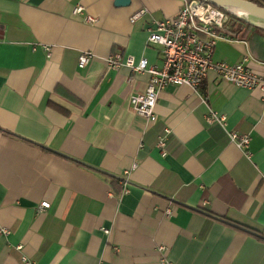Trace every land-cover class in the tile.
Masks as SVG:
<instances>
[{
    "label": "crops",
    "instance_id": "crops-1",
    "mask_svg": "<svg viewBox=\"0 0 264 264\" xmlns=\"http://www.w3.org/2000/svg\"><path fill=\"white\" fill-rule=\"evenodd\" d=\"M115 1L0 0V264H264V240L207 214L264 235L262 91L209 72L197 92L162 91L155 122L139 116L130 100L150 74L108 60L123 52L161 67L147 31L185 0ZM234 26L239 42L220 41L214 61L250 55L264 75V22ZM86 52L94 59L80 69Z\"/></svg>",
    "mask_w": 264,
    "mask_h": 264
},
{
    "label": "built area",
    "instance_id": "built-area-1",
    "mask_svg": "<svg viewBox=\"0 0 264 264\" xmlns=\"http://www.w3.org/2000/svg\"><path fill=\"white\" fill-rule=\"evenodd\" d=\"M84 8L77 6L72 12L74 17H82ZM142 13L131 18L134 23ZM87 24L94 25L98 19L88 16L82 18ZM236 21L230 12L221 6H214L203 1L185 0V6L178 16L173 19H163L155 23L147 31L148 42L160 48L163 64L161 67L149 65L146 59L137 60L134 55L123 52L114 53L108 60L112 69L122 66L132 69L134 72H147L151 79L146 93L131 97L130 103L136 114L151 122L157 120L156 107L159 95L170 86H187L197 92L207 79L209 72H214L220 80L232 83L237 87L247 90L259 88L263 93L264 103V75L255 73L249 66L253 58L248 55L241 63L230 64L228 62H215L214 55L217 44L220 41L237 43L233 26ZM49 52V48L45 47ZM50 53V52H49ZM94 59L91 52L83 53L79 58L78 66L85 69ZM207 122L226 124L225 117L210 114ZM170 131L158 140V147L163 156H167L166 144ZM230 139L242 149L250 146L249 137H240L231 133ZM246 154L250 156L249 153ZM51 204L42 203L39 211L50 209ZM173 210H168L166 216ZM108 234V230L103 229ZM24 264H34L25 257Z\"/></svg>",
    "mask_w": 264,
    "mask_h": 264
},
{
    "label": "water",
    "instance_id": "water-1",
    "mask_svg": "<svg viewBox=\"0 0 264 264\" xmlns=\"http://www.w3.org/2000/svg\"><path fill=\"white\" fill-rule=\"evenodd\" d=\"M198 1H203L214 6H220V4L224 2L236 4L262 15L263 18L260 19V22H264V9L247 0H198ZM131 2H132L131 0H116L115 5L117 7H128L130 6Z\"/></svg>",
    "mask_w": 264,
    "mask_h": 264
},
{
    "label": "trees",
    "instance_id": "trees-1",
    "mask_svg": "<svg viewBox=\"0 0 264 264\" xmlns=\"http://www.w3.org/2000/svg\"><path fill=\"white\" fill-rule=\"evenodd\" d=\"M248 1H250V2H252V3H254V4H256L257 6H259V7H261V8H263L264 9V0H248ZM231 17H232V15H231ZM237 19V18H236ZM245 19H237V22L236 23H242L243 25H247L248 23L247 22H245L244 21ZM236 23H234V24H236ZM234 29H235V26H234ZM201 213H203V211H200ZM205 214V213H204ZM207 214L208 215H210V216H212V217H214V218H217V219H219V220H221V221H224V222H226L227 224H229V225H231V226H233V227H235V228H237V229H240V230H243V231H245L246 233H248V234H250V235H253V236H255V237H258L259 239H261V240H264V235L262 234V233H260V232H258V231H256V230H254V229H252V228H250V227H247V226H244V225H242V224H239V223H236V222H234V221H231V220H229V219H225V218H219V217H217V216H215V215H213V214H211V213H209V212H207Z\"/></svg>",
    "mask_w": 264,
    "mask_h": 264
},
{
    "label": "bare ground",
    "instance_id": "bare-ground-1",
    "mask_svg": "<svg viewBox=\"0 0 264 264\" xmlns=\"http://www.w3.org/2000/svg\"><path fill=\"white\" fill-rule=\"evenodd\" d=\"M220 6L228 10L229 12L233 13L234 15L240 18H243L245 20H248V21H253V19L259 21L260 19L263 18L262 15L255 13L251 10H248L242 6L236 5V4L224 2V3H221Z\"/></svg>",
    "mask_w": 264,
    "mask_h": 264
},
{
    "label": "rangeland",
    "instance_id": "rangeland-1",
    "mask_svg": "<svg viewBox=\"0 0 264 264\" xmlns=\"http://www.w3.org/2000/svg\"><path fill=\"white\" fill-rule=\"evenodd\" d=\"M248 1V0H247ZM185 5H184V3H183V7H184ZM230 15H232V18H233V21H236L237 22V19H239L240 17H238V16H236V15H234L233 13H231L230 12ZM237 18V19H236ZM240 19H243V18H240ZM255 19H253V21H248V20H244L245 22H247V23H250V22H255L254 21ZM256 21H258V20H256ZM260 21V20H259ZM234 31V30H233Z\"/></svg>",
    "mask_w": 264,
    "mask_h": 264
}]
</instances>
